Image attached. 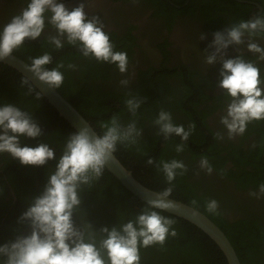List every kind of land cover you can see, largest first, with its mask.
Returning <instances> with one entry per match:
<instances>
[{
    "label": "flooded vegetation",
    "instance_id": "af4514ba",
    "mask_svg": "<svg viewBox=\"0 0 264 264\" xmlns=\"http://www.w3.org/2000/svg\"><path fill=\"white\" fill-rule=\"evenodd\" d=\"M68 1L71 0H59ZM27 3L28 0H0V31ZM83 3L87 16L98 17L105 25L104 30L110 35L115 50L127 53V74H121L115 65L83 57L77 47L67 43L66 37L61 38L64 48L56 49L49 41L58 33L50 25L35 42L26 40L13 54L30 64L31 57L50 52L53 60L47 66L49 69L63 62L65 68L60 71L65 80L57 90L88 120L92 118L78 108L80 99L71 86L97 91L101 96L99 102L103 98L105 104L100 107L106 108L109 117L116 113L122 124L127 125L135 119L142 135L138 138L139 143L129 149L133 154H125L126 148H123L124 157L116 154L119 159L126 158L129 165L122 163L143 184L161 191L169 186L164 174L157 171L155 164L147 165L146 161L149 158L156 163L174 158L182 160L188 171L176 177L171 198L200 210L215 222L232 243L240 261L264 264V199L249 195L264 183V121L249 123L243 136L237 135L229 140L227 128L220 123L227 115L230 102L225 96L226 90L218 87L223 63L218 61L208 65L204 62L205 52L213 51L209 48L214 40L213 33L223 31L240 19L253 20L264 14V0H88ZM201 33L205 34L204 40L199 39ZM257 42L264 47V40ZM238 48L244 50L246 60L256 58L247 51L246 45H233L227 50L225 59L238 56ZM69 63L76 64L77 69H67ZM260 68L264 76V62ZM4 70L0 71V80L17 93L8 94L6 102L20 107L17 98L26 93L10 86L3 75ZM122 79H128L129 85L120 86ZM37 91L35 88V93ZM129 92L144 98L136 117L124 104ZM40 100L51 106L43 96ZM161 108L170 111L173 122L182 124L186 130L192 123L196 125L188 141L175 135L166 141L163 135L160 136L159 126L152 121ZM46 116L51 120L52 129L56 126V118L61 117L58 112L57 116L51 112ZM94 128L100 134L97 127ZM71 129L67 131L66 139L75 132ZM215 133L224 139H215ZM39 138H22V146L36 147ZM180 143L186 146L182 153H177L176 145ZM54 150L57 154L59 149ZM202 156H207L213 165L211 175L199 168ZM49 167L56 169L51 164ZM29 174L30 169L21 166L19 160L7 153L0 154V246L15 240L17 235L30 234L29 221L19 222L34 198L40 195L39 180L34 185L27 184ZM24 192L25 199L21 197ZM211 199L219 202L221 215L209 214L205 210V201ZM193 200L197 205L192 204ZM233 240L247 243L246 249L236 247Z\"/></svg>",
    "mask_w": 264,
    "mask_h": 264
},
{
    "label": "clouds",
    "instance_id": "9594fccd",
    "mask_svg": "<svg viewBox=\"0 0 264 264\" xmlns=\"http://www.w3.org/2000/svg\"><path fill=\"white\" fill-rule=\"evenodd\" d=\"M85 7L80 3L69 10L59 0H28L27 6L0 31V61L10 58L26 40L35 41L41 37L50 25L58 33L49 41L56 49L64 48L61 38L66 37L67 43L77 47L83 57L115 65L121 74H127V53L115 50L110 35L104 30L105 25L98 17L89 18ZM213 36L214 40L209 45L213 51L205 52L204 62L208 65L218 61L223 63L218 87L226 90L225 96L230 102L227 115L221 118L220 123L227 128L228 139L233 140L237 135L245 134L249 123L264 121V76L260 68L264 62V47L257 42L264 40V14L253 20L233 22L223 31L214 32ZM199 39L204 40L205 34L201 33ZM233 45H246L247 51L255 54L256 58L246 60L244 50L238 48V56L225 59L227 50ZM30 60L28 70L41 82L51 89L62 87L65 80L60 71L65 68L63 62L49 69L47 66L53 60L50 52ZM66 67L77 69L73 63ZM129 83L128 79L119 81L120 86L126 87ZM21 84L29 86L27 94L35 91L28 78L22 77ZM127 96L129 98L124 104L127 111L136 117L144 98L131 92ZM36 99H42L41 92H36ZM152 123L159 126V134L166 141L173 135L188 141L196 129L194 123L187 130L182 124L174 123L172 113L164 108ZM100 127L104 130L102 135L87 124L67 137L63 153L54 173L49 175L44 191L34 198L19 218V222L29 221L30 234L17 235L15 240L0 246V264H141V247H163L169 236L178 235L174 227L177 221L161 214L165 210L176 209L177 205L167 198L172 196L176 177L188 171L186 164L177 159L160 160L159 163L151 158L146 161L147 165L155 164L169 186L156 192V198L149 200L144 211L134 219L111 229L103 227L100 229L103 235L99 239L90 221L82 220V226L76 225L74 215L82 203L81 186L91 188L93 181L101 179L116 157L118 144L130 148L139 143L138 138L142 135L135 119L124 125L118 115H113L107 122H100ZM42 134L41 127L27 111L13 103L5 102L0 106V154H9L24 166H45L49 161L57 160L52 147L46 143L36 147L22 146L21 143V138L36 139ZM214 136L217 140L224 139L219 133ZM185 146L184 143L177 144L176 152L182 153ZM199 168L209 175L214 171L207 156H202ZM249 195L264 199V183ZM192 204L197 205V201L193 200ZM204 207L209 214L221 215L220 204L215 199L206 200Z\"/></svg>",
    "mask_w": 264,
    "mask_h": 264
},
{
    "label": "trees",
    "instance_id": "16d2710c",
    "mask_svg": "<svg viewBox=\"0 0 264 264\" xmlns=\"http://www.w3.org/2000/svg\"><path fill=\"white\" fill-rule=\"evenodd\" d=\"M3 68L5 69L3 75L6 76V80L10 83V86L20 93L27 94L28 86L21 84V78L24 76L8 65L1 64L0 71ZM71 87L76 93L75 95L80 99V103H77L78 108H81L88 118L91 116L92 119H89L97 127L100 135H102L104 130L100 127V122H107L111 118L107 116L106 108L100 107L102 105L105 106L104 102H102L103 98L99 102L98 99L101 96L97 91H88L84 86ZM8 94L17 95L15 91L10 90V87L3 80H0V105L6 102ZM26 94L17 99L19 100L20 108H22L21 110L27 111L32 115L33 119L42 129L43 134L41 136L43 140L41 141L40 136L39 142L36 143H46L50 147V144H52V148L59 149L56 154L57 160H51L45 166H24L21 164V166L30 169L27 184L34 185L39 180L38 186L41 194L48 183L49 175L55 171L49 165L51 164L56 167V162L63 153L67 131L72 129L61 117L56 118V126L52 129L50 126L51 120L46 115L51 112L57 116V111L44 101L37 100L35 91L27 94L29 97ZM90 102H93V104ZM113 115H116V113ZM21 142H24L22 138ZM117 148L118 156L124 157L126 153L128 155L133 154L129 150L133 149L132 146L126 148L128 150L125 154H123V148L125 147L122 144H118ZM122 157H120L121 161L125 165H129L126 158L124 160ZM79 194L82 203L79 211L74 215L75 223L78 226H82V220L90 221L93 229L99 234L98 239L103 235V233H100V229L103 227L111 229L112 227L119 226L122 222L132 220L141 214L147 206L145 202L125 189L106 169L100 180L93 181L91 188L88 185H82ZM25 196L26 193L24 192V195L21 197L24 198ZM157 211L160 210L157 209ZM161 214L177 221L174 227L177 229L178 235L176 237L169 236L163 247L160 245L148 248L141 247V264H228L224 253L218 249L216 243L195 225L165 211ZM234 244L238 248L244 247L245 249L247 245V243L242 241L239 243H235L234 241ZM241 261L242 264H248L243 259Z\"/></svg>",
    "mask_w": 264,
    "mask_h": 264
},
{
    "label": "water",
    "instance_id": "95a60500",
    "mask_svg": "<svg viewBox=\"0 0 264 264\" xmlns=\"http://www.w3.org/2000/svg\"><path fill=\"white\" fill-rule=\"evenodd\" d=\"M86 1L88 0H71L65 2L64 4L67 8H72L75 5ZM0 62L16 69L24 77L28 78L32 85L42 93V96L46 99V101H48V103L55 108L58 114L75 131L86 126L87 124H91V122L57 89H51L46 83L41 82L31 71H29V63H27L25 60L13 54L7 60ZM106 169L124 186L125 189H127L131 194L136 196L141 201L147 203L149 200L156 198L155 193L158 191L149 188L139 181L133 175L132 171L122 163L117 155ZM167 199L173 201L177 207L175 210H165V212L190 222L203 231L206 235H208L216 243L218 248L224 253L228 264H242L235 248L224 231L206 214L174 198L169 197Z\"/></svg>",
    "mask_w": 264,
    "mask_h": 264
},
{
    "label": "bare ground",
    "instance_id": "6f19581e",
    "mask_svg": "<svg viewBox=\"0 0 264 264\" xmlns=\"http://www.w3.org/2000/svg\"><path fill=\"white\" fill-rule=\"evenodd\" d=\"M26 1V0H25ZM188 2V1H187ZM199 4V3H198ZM216 5V4H215ZM220 5V4H219ZM198 6V5H197ZM197 6H196V8H197ZM205 6V5H204ZM195 8V7H194ZM200 8V7H199ZM202 8V7H201ZM208 9H209V7H207ZM225 8V7H224ZM223 7H222V9H224ZM207 9V10H208ZM216 9H217V7H216ZM219 10V9H218ZM215 11V10H214ZM214 11H212V12H214ZM220 11V10H219ZM216 12V11H215ZM197 14V13H196ZM215 15V14H214ZM188 19V18H187ZM193 21H195V20H193ZM201 24V23H200ZM196 25V24H195ZM216 26V25H215ZM227 28V27H226ZM210 36V35H209ZM208 36V37H209ZM31 41V40H30ZM33 41V40H32ZM35 42V41H34ZM204 42H206V41H204ZM135 85V84H134ZM120 106V105H119ZM123 106V105H122ZM94 127V126H93ZM74 130V129H73ZM156 136V135H155ZM161 136V135H160ZM161 151V150H160ZM175 159V158H174ZM142 182V181H141ZM143 183V182H142Z\"/></svg>",
    "mask_w": 264,
    "mask_h": 264
}]
</instances>
